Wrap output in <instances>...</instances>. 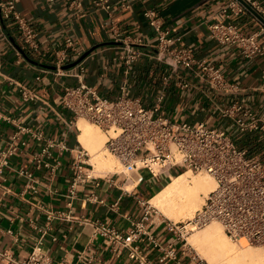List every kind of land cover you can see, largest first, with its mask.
<instances>
[{
    "label": "crops",
    "instance_id": "1",
    "mask_svg": "<svg viewBox=\"0 0 264 264\" xmlns=\"http://www.w3.org/2000/svg\"><path fill=\"white\" fill-rule=\"evenodd\" d=\"M94 1L19 0L18 10L48 52L46 58L31 54L17 25L0 15V157L13 144L17 147L0 179V253L25 259L42 241L53 264H140L130 257L135 245L147 264H158L160 252L147 246L146 235L132 244L106 242L97 227L109 226L127 238L132 223L145 214L140 200L149 201L175 175L154 178L144 171L145 181L134 185L133 176L126 182L121 176H96L93 171L71 199L72 153L54 147L44 157L49 166L37 160L49 143L83 148L79 127L71 124L74 116L58 104L59 97L67 86L78 83L75 74L81 64L86 83L104 98L126 95L153 107L165 88L163 111L171 119L224 128L239 144L261 150L264 139L259 140V133L240 135L221 110L240 102L264 120V54L247 58L237 47L211 37L210 26L227 21L225 0H110L111 10ZM148 10L157 13L169 36H183L199 60L217 66L233 89L218 93L195 75L182 79L190 84L186 89L177 86V77L165 85L172 69L158 57L157 35L145 17ZM232 21L247 34L260 26L253 12L233 15ZM68 38L77 50L68 64L83 60L59 74L54 60ZM137 38L144 44L135 42ZM260 43L264 46V36ZM24 90L33 99H26ZM159 224L154 220L149 228L167 243L172 235ZM179 255L181 264H192L180 246ZM0 264H6L1 256Z\"/></svg>",
    "mask_w": 264,
    "mask_h": 264
},
{
    "label": "built area",
    "instance_id": "2",
    "mask_svg": "<svg viewBox=\"0 0 264 264\" xmlns=\"http://www.w3.org/2000/svg\"><path fill=\"white\" fill-rule=\"evenodd\" d=\"M225 1L227 7L224 12L227 21L213 23L210 26L211 37L220 44L237 47L247 58L264 54V46L260 43V37L264 36V5L260 0ZM18 2L19 0L1 2V18L17 25L20 40L31 54L46 58L48 52L41 49L37 34L18 10ZM76 2L78 0H72V3ZM94 2L111 10L110 0ZM249 12L255 14L260 25L259 29L251 34L241 31L238 24L232 21L233 15L239 16ZM145 17L157 35L155 47L158 57L172 69L164 78L165 85L177 77V86L186 89L190 84L182 79L195 75L218 93L233 89L217 66L196 57L194 49L185 45L183 36H169L162 28L155 11H146ZM135 42L144 44L142 38H137ZM76 51L74 41L68 38L65 47L57 53L54 60L59 74L69 72L64 67L70 63L71 52ZM135 54L133 52V57ZM77 68L75 76L78 83L65 88L58 104L74 116L72 125L78 126V121L85 119L99 126L110 136L106 143L107 150L124 168L122 173H114V176L124 174L127 182L131 175L135 174L131 180L142 183L145 181L144 171L154 178L164 175L171 178L173 171L178 168L184 172L208 173L216 181L215 190L205 199L202 209L196 212L192 221L175 222L164 218L160 222L159 225L165 226L167 232L172 235L169 242L158 239L150 230L149 225L154 221L153 212L156 210H152L148 200H140L145 214L141 220L132 223L127 238L115 229L99 224L97 230L106 242L117 239L125 244L127 241L132 244L146 235L147 246L160 252L158 264H181L179 246L187 252V236L194 230L216 221L222 225L225 234L234 243L264 248V149L254 150L253 147L239 144L224 128L205 122H177L171 119L163 111L165 88L157 96V103L153 107L146 106L140 98L126 95L114 100L104 98L86 83V68L81 64ZM23 95L26 99H33L26 90ZM221 115L235 123L240 135L258 132L259 140L264 139V120L252 108L234 102L223 108ZM110 132L116 136L112 137ZM37 137L40 138L41 135ZM15 140H18L17 136L14 137V143ZM54 147L69 150L73 155V183L70 188V197L73 199L79 185L93 177L91 170L94 167L90 164V156L84 147L72 150L64 144L49 143L37 155L40 164L45 163L44 157L51 155V149ZM16 151L17 147L13 144L1 154L0 179L4 168L9 165V158ZM45 166L49 164L45 163ZM25 175L33 177L31 173L26 172ZM42 245L43 242L40 241L25 259H18L8 252H1L0 256L6 264H53L52 258L44 252ZM130 257L140 264L148 263L139 246H132ZM194 261L195 259H192V262ZM196 264L205 263L197 260Z\"/></svg>",
    "mask_w": 264,
    "mask_h": 264
},
{
    "label": "bare ground",
    "instance_id": "3",
    "mask_svg": "<svg viewBox=\"0 0 264 264\" xmlns=\"http://www.w3.org/2000/svg\"><path fill=\"white\" fill-rule=\"evenodd\" d=\"M78 122L79 141L91 157L90 163L94 167L91 171H94L96 176L117 173L121 164L106 147L110 136L99 126L84 119ZM110 135L116 136L113 132H110ZM193 173L186 171L172 176V180L149 199L150 206L167 219L183 218L182 222L186 223L192 221L196 212L202 209L205 199L216 188V181L210 174ZM133 184L136 185L137 180L133 181ZM132 187L128 185L127 189ZM188 241L209 264H264L263 250L253 246H237L225 234L219 222L194 230Z\"/></svg>",
    "mask_w": 264,
    "mask_h": 264
},
{
    "label": "rangeland",
    "instance_id": "4",
    "mask_svg": "<svg viewBox=\"0 0 264 264\" xmlns=\"http://www.w3.org/2000/svg\"><path fill=\"white\" fill-rule=\"evenodd\" d=\"M85 120V119H84ZM85 121H88V120H85ZM88 122H90V121H88ZM90 123H92V122H90ZM104 132V131H103ZM116 158V157H115ZM117 159V158H116ZM91 160V159H90ZM91 164V163H90ZM118 170V169H117ZM123 170H124V168H123V166L121 165V169H119L118 170V173H122L123 172ZM179 172H181V170L180 169H175L174 171H173V174L175 175V174H177V173H179ZM114 173H109V174H107V176H110V175H113ZM194 175H201V174H204V173H193ZM123 179H125L126 178V176L124 175V174H121L120 175ZM131 176H133V177H135V174H132ZM129 185H131V184H129ZM150 205V204H149ZM156 210L155 208H153L152 207V210ZM199 211V210H198ZM153 215H154V220H155V222L156 223H160L162 220H164V216L158 211V210H156V212H153ZM172 221H175V222H182V220H183V218H180V219H178V220H176V219H171ZM216 222V221H215ZM213 223V222H212ZM201 229H203V228H201ZM193 234V232L190 234V235H188L187 236V241H188V239H189V237L191 236ZM233 242V241H232ZM236 244V243H235ZM237 246H239V247H242V248H245V247H247V246H253V247H257V248H259V249H261V250H263L264 251V248H262V247H260V246H256V245H247V244H236ZM186 249H187V253H188V255H189V257H190V260H191V262H192V259H195V263L194 262H192V264H196V261L197 260H202L205 264H209L208 262H207V260L202 256V255H200V254H198L197 253V251L196 250H194L193 248H192V246L189 244V241H188V245H187V247H186Z\"/></svg>",
    "mask_w": 264,
    "mask_h": 264
},
{
    "label": "water",
    "instance_id": "5",
    "mask_svg": "<svg viewBox=\"0 0 264 264\" xmlns=\"http://www.w3.org/2000/svg\"><path fill=\"white\" fill-rule=\"evenodd\" d=\"M87 55H88V54H86V56H87ZM82 60H83V58L80 59V60H78V61H76V62H74V63H72V64H68V65H66L64 68H65V69L73 68V67L77 66Z\"/></svg>",
    "mask_w": 264,
    "mask_h": 264
},
{
    "label": "trees",
    "instance_id": "6",
    "mask_svg": "<svg viewBox=\"0 0 264 264\" xmlns=\"http://www.w3.org/2000/svg\"><path fill=\"white\" fill-rule=\"evenodd\" d=\"M184 171H181V172H179V173H177V174H175V176H178V175H180V174H182ZM171 180H168L166 183H165V185L160 189V190H162L169 182H170ZM159 190V191H160ZM158 191V192H159ZM158 192H156V193H158Z\"/></svg>",
    "mask_w": 264,
    "mask_h": 264
}]
</instances>
